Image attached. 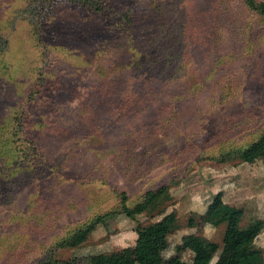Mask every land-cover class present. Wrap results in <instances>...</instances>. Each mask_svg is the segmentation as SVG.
<instances>
[{"label":"rangeland","instance_id":"1","mask_svg":"<svg viewBox=\"0 0 264 264\" xmlns=\"http://www.w3.org/2000/svg\"><path fill=\"white\" fill-rule=\"evenodd\" d=\"M105 1L110 18L66 0H0V264L133 257L159 220L174 225L163 258L187 260L188 217L219 191L243 207L242 224L264 220V150L215 160L264 124V23L240 0ZM162 185L155 211L106 217L81 245L55 247L120 210V192L132 208ZM213 220L198 232L220 244Z\"/></svg>","mask_w":264,"mask_h":264},{"label":"trees","instance_id":"2","mask_svg":"<svg viewBox=\"0 0 264 264\" xmlns=\"http://www.w3.org/2000/svg\"><path fill=\"white\" fill-rule=\"evenodd\" d=\"M75 7L84 9L88 12L99 14L104 18L112 15L111 5H107L105 0H66ZM241 7L249 14V17L264 23V0H240ZM38 37V36H37ZM42 38V37H40ZM169 46H176V41L169 38ZM43 42L40 41V43ZM166 42V44H168ZM0 40V60L2 59L5 67V56L7 50ZM46 48V46H45ZM155 63L150 65L154 67ZM50 90L48 78L39 80L34 85L33 95L35 100H42L43 91ZM137 93V92H136ZM134 95V94H133ZM41 96L42 99H37ZM142 100V98L140 99ZM43 101V100H42ZM158 102V98L152 100ZM22 115V114H21ZM20 115V116H21ZM23 123H27L24 114L21 116ZM17 122V118H16ZM21 124V127L24 126ZM132 127H135L132 122ZM247 146L238 148L234 151H225L216 156L218 163H225L229 159L242 158L252 149L264 150V124L255 133ZM255 133V135H254ZM167 185L159 188L147 190L139 203L132 208L125 205L127 194L122 191L118 195L121 197L120 210H114L108 214L100 215L83 223L79 227L67 233L59 242L56 248H75L84 243L98 224H101L106 217H115L118 213L125 214L128 218L134 219L137 215L144 212H153L157 209L159 201L165 195ZM243 207L229 205L223 200V193L217 192L202 213L192 212L187 220V226L194 228L196 232L183 238L186 248L191 253L190 259H183L180 253H176L168 258H163V252L169 245V237L173 232L174 225L167 220H159L148 223L143 232H140L135 241V254L133 257L111 254H93L85 258L87 264H264L262 247L257 243L260 233L264 228L261 218L254 217L246 224H242ZM214 219L215 226H223L221 243L218 244L199 234L198 229L209 219ZM195 244L193 248L190 246ZM42 264H74V260L61 261L48 257Z\"/></svg>","mask_w":264,"mask_h":264},{"label":"crops","instance_id":"3","mask_svg":"<svg viewBox=\"0 0 264 264\" xmlns=\"http://www.w3.org/2000/svg\"><path fill=\"white\" fill-rule=\"evenodd\" d=\"M264 221V220H263ZM263 234V239H264V228H263V230H262V232L260 233V235H259V237L261 238V235Z\"/></svg>","mask_w":264,"mask_h":264}]
</instances>
